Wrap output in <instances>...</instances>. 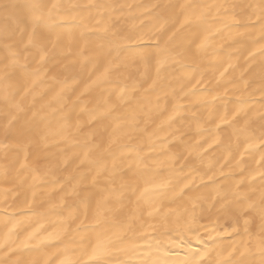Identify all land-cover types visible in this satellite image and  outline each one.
Instances as JSON below:
<instances>
[{
	"label": "bare ground",
	"instance_id": "1",
	"mask_svg": "<svg viewBox=\"0 0 264 264\" xmlns=\"http://www.w3.org/2000/svg\"><path fill=\"white\" fill-rule=\"evenodd\" d=\"M0 264H264V0H0Z\"/></svg>",
	"mask_w": 264,
	"mask_h": 264
},
{
	"label": "snow or ice",
	"instance_id": "2",
	"mask_svg": "<svg viewBox=\"0 0 264 264\" xmlns=\"http://www.w3.org/2000/svg\"><path fill=\"white\" fill-rule=\"evenodd\" d=\"M33 7H35V5H33Z\"/></svg>",
	"mask_w": 264,
	"mask_h": 264
}]
</instances>
